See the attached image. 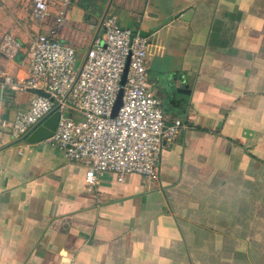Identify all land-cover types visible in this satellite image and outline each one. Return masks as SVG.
Segmentation results:
<instances>
[{
	"label": "crops",
	"instance_id": "0c3cea01",
	"mask_svg": "<svg viewBox=\"0 0 264 264\" xmlns=\"http://www.w3.org/2000/svg\"><path fill=\"white\" fill-rule=\"evenodd\" d=\"M106 7L146 36L147 86L186 126L155 176L90 186L81 159L0 126V264H264V0H68L59 23L0 0V31L21 41L0 68L25 76L27 42L51 28L86 49ZM33 94L0 87V120Z\"/></svg>",
	"mask_w": 264,
	"mask_h": 264
},
{
	"label": "built area",
	"instance_id": "2783aa9c",
	"mask_svg": "<svg viewBox=\"0 0 264 264\" xmlns=\"http://www.w3.org/2000/svg\"><path fill=\"white\" fill-rule=\"evenodd\" d=\"M51 1L30 0V17L61 22L68 0H59L53 9ZM147 45L146 36L120 26L115 14L108 11L82 64L74 68L75 52L69 43L57 38L52 28L36 33L26 45L27 74L18 77L0 68V87L13 91L38 88L47 94L34 93L25 108L1 119L0 126L17 138L57 108L56 125L44 140L66 158L83 161L86 186L106 170L119 181L130 172L155 176L163 140L186 125L177 117L166 122L159 100L147 86ZM20 48L17 37L0 31V53L13 58ZM125 65L124 80L119 84ZM118 88L120 103L110 115Z\"/></svg>",
	"mask_w": 264,
	"mask_h": 264
},
{
	"label": "water",
	"instance_id": "95a60500",
	"mask_svg": "<svg viewBox=\"0 0 264 264\" xmlns=\"http://www.w3.org/2000/svg\"><path fill=\"white\" fill-rule=\"evenodd\" d=\"M106 11H107V7L104 8L101 14L99 25L101 24L102 18L106 13ZM83 60H84V56L81 58L79 65L82 64ZM125 71H126V65L124 66L122 73L120 75L119 84L123 83ZM28 90H30L33 93H38L42 95L47 94L45 91L38 88H28ZM120 96H121V88H118L115 99L111 106L110 115H113L115 113L116 108L120 103ZM58 115H59V110L57 108H53L44 118H42L39 122H37L33 127H31L27 132H25L22 135L24 140L27 142H36L38 140L45 139L46 137H48L52 133L56 125Z\"/></svg>",
	"mask_w": 264,
	"mask_h": 264
},
{
	"label": "rangeland",
	"instance_id": "374dc122",
	"mask_svg": "<svg viewBox=\"0 0 264 264\" xmlns=\"http://www.w3.org/2000/svg\"><path fill=\"white\" fill-rule=\"evenodd\" d=\"M85 50H86L85 48H81V49H78L76 51V53H75V59L76 60H75V63H74V68H76L79 65L80 60H81Z\"/></svg>",
	"mask_w": 264,
	"mask_h": 264
}]
</instances>
